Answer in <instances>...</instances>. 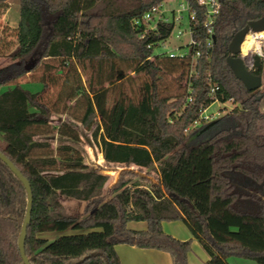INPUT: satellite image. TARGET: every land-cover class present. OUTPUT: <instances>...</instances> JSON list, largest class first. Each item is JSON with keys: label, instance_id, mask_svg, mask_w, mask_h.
Here are the masks:
<instances>
[{"label": "trees", "instance_id": "trees-1", "mask_svg": "<svg viewBox=\"0 0 264 264\" xmlns=\"http://www.w3.org/2000/svg\"><path fill=\"white\" fill-rule=\"evenodd\" d=\"M164 1L20 0L12 48L1 26L9 3L0 0V151L32 187L25 241L31 264H121L120 243L190 264L192 239L163 229L172 220H182L200 242L205 264H229V256L264 264V91L248 90L227 63L231 39L264 15V0H222L208 57L204 6L188 0L202 51L193 73V46L184 56L154 53L173 23L142 36L144 26L134 22ZM31 60L35 65L26 69ZM262 68L253 72L261 75ZM37 70L30 81L43 88L33 92L22 79ZM171 75L183 82L175 93L164 83ZM136 77L137 90L113 94ZM211 82L220 86L219 101L233 98L240 107L206 121ZM54 112L76 123H53ZM78 122L92 131L107 162L156 170L163 183L130 182L122 171L104 192L108 175L90 168L74 144L53 146L47 138L80 141ZM62 196L84 201L82 214L70 213ZM27 203L24 184L0 159V264H24L18 241ZM131 221L147 227L132 229ZM47 232L61 234L49 240L41 236Z\"/></svg>", "mask_w": 264, "mask_h": 264}, {"label": "rangeland", "instance_id": "rangeland-1", "mask_svg": "<svg viewBox=\"0 0 264 264\" xmlns=\"http://www.w3.org/2000/svg\"><path fill=\"white\" fill-rule=\"evenodd\" d=\"M183 2L182 0H167L164 2V8H175L178 9L180 3ZM9 6L5 13L3 14L1 20V26L6 27V35L12 40L13 47L15 46L16 42V28L19 22V6L20 0H8ZM177 16H180L179 19L175 20L174 29L170 35V37L163 43H159L154 48L155 54L161 53H173L176 55H181L187 52L190 47L188 44L191 42V33H190V16L187 10H184L181 13H177ZM183 31V34H179V32ZM253 37V35H251ZM258 34L256 35V37ZM246 39V38H245ZM264 53V52H263ZM5 61L4 58H0V64H3ZM261 64H262V86L261 89L264 91V56L261 57ZM42 70H37L36 72L29 73L23 81V85L28 88L29 90L35 92L40 91L43 88V84L39 81H30L37 79L38 75L41 73ZM128 75L131 77H135L136 74L133 72H128ZM176 75L167 76L165 78V84L167 85L168 89L175 93L180 88L183 82L179 81L177 78L175 79ZM84 80L87 81V76H84ZM140 78L136 77L134 79L128 80L125 79L122 82V85L119 88L113 89V94L116 95L120 90H124L127 93L131 94L132 91L137 90L139 87ZM10 85H4L1 87V90H5L9 88ZM264 101V100H263ZM240 104V102H238ZM232 103L227 102L222 104L220 102H214L212 105L206 110V114L209 116V119H215L225 113L232 107ZM51 119L53 123L58 124L61 121H68L71 123H76L73 118L70 116L69 113H59L54 112L51 115ZM99 121V118L97 122ZM78 129L81 133V140L75 142L68 137L60 136L56 133L49 135V141L53 144V146H57L60 143H72L77 146L84 157V161L89 165L90 168L98 169L102 173L108 175V181L103 189V191H107L113 184H115L119 178V174L122 171L128 172L125 176L126 179H129L130 182L137 181L145 186L150 187L152 184L155 183H163L162 179L159 177V173L153 169H146V168H139L135 165H124V164H116V163H109L103 158V154L100 151L99 145L95 142L92 138V131L84 129L81 124L78 122L76 124ZM165 183V182H164ZM75 205V204H72ZM74 207V206H72ZM77 208H75V211ZM165 228L164 231L169 233L181 240L192 239L191 250L189 252L191 262L193 264H203L202 255H208L205 249L202 247L200 242L194 238L192 235L186 239L181 238L180 236H187L190 233L189 229L185 225L182 220H172V221H165ZM163 224V223H162ZM67 232H71V230H67ZM172 232H175L174 235ZM57 233V232H56ZM191 234V233H190ZM59 236V235H57ZM179 236V237H178ZM229 264H259L255 260L236 257V256H229L228 257ZM205 264V262H204Z\"/></svg>", "mask_w": 264, "mask_h": 264}, {"label": "built area", "instance_id": "built-area-1", "mask_svg": "<svg viewBox=\"0 0 264 264\" xmlns=\"http://www.w3.org/2000/svg\"><path fill=\"white\" fill-rule=\"evenodd\" d=\"M167 1V0H165ZM164 1V2H165ZM183 2L180 3V7L178 9L175 8H164V2H162L159 5L153 6L151 9L146 11L141 18H137L134 20L136 25H143L144 30L142 36H144L145 33L148 31H154L158 28V25L160 23H173L175 25V20L179 19L180 16H177V13H181L184 10H187L189 12L190 16V33H191V42L188 44V46H193L195 48V51L193 52V57H192V63H191V73L195 71V65L197 63V60L199 57L202 56V51L199 49L200 42L199 40L194 36L195 29L194 26L192 25L193 23H197V12L196 9H194L190 2L188 0H182ZM198 3L202 6H204V16L205 19L202 22V25L206 28V32L208 33L209 37L206 42V56L210 54L211 49L213 48V42H212V37L214 34V27H213V22L216 14L219 12V9L222 5V0H197ZM181 18V17H180ZM261 32H253L250 31L247 36L253 35L255 37L257 34ZM179 34H183V31L179 32ZM246 36V37H247ZM190 52V49L185 52L184 54L181 55H176L173 53H167L170 56H184L186 53ZM264 44L262 46H259L258 49L256 48H251L250 49V56L245 57V55L242 53V46H241V52L240 56L245 60L246 66L248 69L251 71H254L256 69L255 67V54H258L260 57L264 56ZM220 89V86L215 83L211 82L210 83V90H209V97L212 99V103L214 102H220L222 104H225L227 102L232 103V107L227 111V112H233V109L236 107H240V104L238 102H235L233 98L228 99L225 102H221L218 99V91ZM188 101H192V96L188 97ZM211 103V105H212ZM209 105V107L211 106ZM207 107L201 117L205 119L206 121L210 120L209 116L205 113L206 110L209 108Z\"/></svg>", "mask_w": 264, "mask_h": 264}, {"label": "water", "instance_id": "water-1", "mask_svg": "<svg viewBox=\"0 0 264 264\" xmlns=\"http://www.w3.org/2000/svg\"><path fill=\"white\" fill-rule=\"evenodd\" d=\"M250 31H264V15L259 19L249 21L247 25H245L242 29L235 33L228 45V52L230 55L227 57V63L232 69L234 75L243 82L245 87L248 90H254L262 86V76L248 69L245 60L240 56L242 43L244 42L246 36ZM254 58L255 67H261V57L258 54H255ZM34 65L35 61L31 60L30 62L26 63L25 68L30 69ZM0 159L3 160L8 165V167L18 176L27 191L28 203L26 209V216L21 228L18 244L24 264H31L28 256L26 255L25 241L28 225L31 221V212L33 205L32 187L29 180L27 179V177H25L21 170H19L14 164V162L1 151Z\"/></svg>", "mask_w": 264, "mask_h": 264}, {"label": "crops", "instance_id": "crops-1", "mask_svg": "<svg viewBox=\"0 0 264 264\" xmlns=\"http://www.w3.org/2000/svg\"><path fill=\"white\" fill-rule=\"evenodd\" d=\"M53 122V120H52ZM107 183V182H106ZM106 185V184H105ZM104 189V188H103ZM61 201L65 205L66 209L74 214V215H81L84 209L85 202L79 201L73 198H67L62 196ZM75 204V205H72ZM74 206V207H72ZM75 208L77 210L75 211ZM165 221L163 222V228H165ZM128 226L132 229L137 230H143L146 229L147 223L144 221H131L128 223ZM174 235H176L175 232H172ZM191 233V232H190ZM188 233L187 236H180L183 239L188 238L192 235ZM60 232H47L41 234L42 237L47 238L49 240H52L57 235H60ZM177 236V235H176ZM193 236V235H192ZM179 237V236H178ZM116 251L119 255L121 264H171L172 258L171 255L168 252L154 249V248H140L135 245H130L126 243H120L115 246ZM202 261L206 262L209 258L208 255H202ZM234 257V256H233ZM237 257V256H236ZM188 260L190 264H193L191 262L190 256H188ZM203 262V264H204Z\"/></svg>", "mask_w": 264, "mask_h": 264}, {"label": "bare ground", "instance_id": "bare-ground-1", "mask_svg": "<svg viewBox=\"0 0 264 264\" xmlns=\"http://www.w3.org/2000/svg\"><path fill=\"white\" fill-rule=\"evenodd\" d=\"M264 44V31L258 34L256 37H252L251 35L247 36L244 42L242 43V53L245 57L250 56V49L256 48L258 49L259 46Z\"/></svg>", "mask_w": 264, "mask_h": 264}]
</instances>
